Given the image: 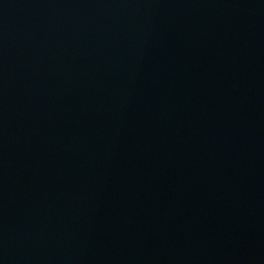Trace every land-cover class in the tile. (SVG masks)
Segmentation results:
<instances>
[{"label":"water","instance_id":"1","mask_svg":"<svg viewBox=\"0 0 264 264\" xmlns=\"http://www.w3.org/2000/svg\"><path fill=\"white\" fill-rule=\"evenodd\" d=\"M0 264H264V0H0Z\"/></svg>","mask_w":264,"mask_h":264}]
</instances>
